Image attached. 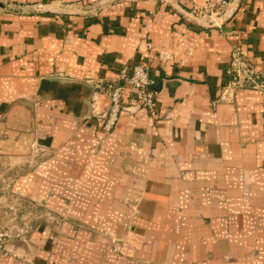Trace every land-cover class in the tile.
Masks as SVG:
<instances>
[{"label": "crops", "instance_id": "0c3cea01", "mask_svg": "<svg viewBox=\"0 0 264 264\" xmlns=\"http://www.w3.org/2000/svg\"><path fill=\"white\" fill-rule=\"evenodd\" d=\"M220 1L0 0V135L47 150L18 192L65 220L0 264H264V93L221 100L235 49L264 68V0ZM138 63L157 111L106 134L85 83Z\"/></svg>", "mask_w": 264, "mask_h": 264}, {"label": "rangeland", "instance_id": "374dc122", "mask_svg": "<svg viewBox=\"0 0 264 264\" xmlns=\"http://www.w3.org/2000/svg\"><path fill=\"white\" fill-rule=\"evenodd\" d=\"M235 60L240 61L241 70L245 69L244 64H249V66H251L259 74L264 71V68H257L253 61L248 58V56L242 49H235L232 52L230 67L226 72L227 83L222 88L221 100L229 101L231 95L235 96L236 93L241 91L264 93V87L262 86L255 87L252 84L246 82L242 84H232V79L229 75V71L232 69ZM146 67L150 70L148 66ZM115 79L117 78H113L109 82L105 83V85H103V83L101 82H95L93 85L85 83L92 88V95L88 102L90 109L89 118L97 120L103 132L106 134L111 133L117 126L116 125L110 131H107L105 129V123L111 108L109 85H111ZM124 87L125 92L122 99V110L120 118L125 114H137L141 110L147 111L152 115L156 113L159 103L158 93L156 108L154 110H148L136 99L131 86L125 85ZM127 92H130L132 97L131 103L128 105L125 102ZM96 94L106 95L107 99L109 100L108 108L104 110H98V108H96ZM14 131L16 132L15 129ZM15 134L18 133H13L11 135L9 132L5 131L0 135V237L14 245L20 246L24 245L26 243V239L29 236L33 235L38 229H41L45 226L59 227L65 220L56 217V214L48 210L43 204L34 201L18 192L20 177L28 173L26 167H30L31 164L35 165L37 163H41L39 161L47 159L49 156L47 154V150L36 142L32 143L30 147H26L24 145L21 146L18 143L20 135ZM9 140L17 143L14 148H12V152H9L3 146L5 142ZM26 159L29 162L26 161Z\"/></svg>", "mask_w": 264, "mask_h": 264}, {"label": "built area", "instance_id": "2783aa9c", "mask_svg": "<svg viewBox=\"0 0 264 264\" xmlns=\"http://www.w3.org/2000/svg\"><path fill=\"white\" fill-rule=\"evenodd\" d=\"M230 2L231 0H221L219 3L220 11L226 9ZM244 66L245 69L241 70L240 61L235 60L232 69L229 71L232 84L246 82L255 87H264V71L259 74L249 64H244ZM125 85L132 87L136 99L148 110H154L157 106V82L152 77L151 71L141 64H135L129 70H122L120 76L109 85L111 108L105 123L107 131L112 130L120 118Z\"/></svg>", "mask_w": 264, "mask_h": 264}, {"label": "water", "instance_id": "95a60500", "mask_svg": "<svg viewBox=\"0 0 264 264\" xmlns=\"http://www.w3.org/2000/svg\"><path fill=\"white\" fill-rule=\"evenodd\" d=\"M2 7V6H1Z\"/></svg>", "mask_w": 264, "mask_h": 264}]
</instances>
